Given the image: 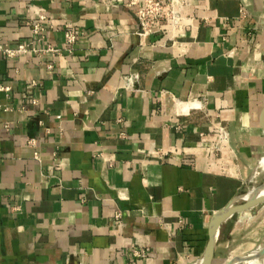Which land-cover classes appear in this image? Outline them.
<instances>
[{"label": "crops", "instance_id": "0c3cea01", "mask_svg": "<svg viewBox=\"0 0 264 264\" xmlns=\"http://www.w3.org/2000/svg\"><path fill=\"white\" fill-rule=\"evenodd\" d=\"M130 1L0 0V45L61 49L0 53V264H199L262 173L264 0H175L145 36Z\"/></svg>", "mask_w": 264, "mask_h": 264}, {"label": "built area", "instance_id": "2783aa9c", "mask_svg": "<svg viewBox=\"0 0 264 264\" xmlns=\"http://www.w3.org/2000/svg\"><path fill=\"white\" fill-rule=\"evenodd\" d=\"M138 0H131L130 4H137ZM177 3L175 0H166L165 2L161 0H142L141 5L135 11V18L139 26L138 34L145 36L151 32L152 27L163 20L168 26L169 30L173 31L179 24L181 20L180 13L176 9ZM242 14L243 11L241 12ZM27 25L30 27L31 32L40 38V40H45V33L47 28L51 27L48 25V17L43 13H37L34 20L28 21ZM78 38V32L73 30H67L64 33V46L70 50V48L75 44ZM28 52L34 53L36 55L51 54L53 56H59L61 49L53 46L51 44H46L42 47L33 46L31 42L18 43L15 47L11 48L7 44L0 45V53L6 58H14L19 54H26ZM51 67V66H48ZM32 82L31 84H33ZM134 78L132 76L126 79V85L128 88L134 87ZM0 91L7 92L8 87L0 86ZM35 103L36 100L32 99ZM20 112H27L26 108L20 107ZM30 144L33 140L28 141ZM34 156H37L34 153ZM118 214L116 215V217ZM133 254L137 257H143L145 254L142 250L133 249Z\"/></svg>", "mask_w": 264, "mask_h": 264}, {"label": "rangeland", "instance_id": "374dc122", "mask_svg": "<svg viewBox=\"0 0 264 264\" xmlns=\"http://www.w3.org/2000/svg\"><path fill=\"white\" fill-rule=\"evenodd\" d=\"M262 168V173H260L254 180L250 181L238 195L236 202L234 203L237 206L231 207V209L229 208V211L226 213V215H228L231 212L235 211L232 218L233 222L236 220H240V223L231 225V228L234 229L232 243L233 247H227L222 256L223 259L220 264H229L233 259L239 256H244L242 257L244 260H240L241 258H238L239 261L237 262V264H264V254L258 258L261 259L259 262L255 260L257 259L256 257L246 256L253 250H259V248H257L255 245L257 244L261 236L264 235V198L263 202L256 206V208H254L252 203H250L243 197L244 195H246L247 190L251 187L262 185V182L264 181L263 165ZM262 193L264 194V190L260 192V196ZM240 216L242 218L238 219ZM252 247L253 249L251 250ZM249 260H251V262ZM233 263L236 264V262L234 261Z\"/></svg>", "mask_w": 264, "mask_h": 264}, {"label": "bare ground", "instance_id": "6f19581e", "mask_svg": "<svg viewBox=\"0 0 264 264\" xmlns=\"http://www.w3.org/2000/svg\"><path fill=\"white\" fill-rule=\"evenodd\" d=\"M261 163H262V165L264 167V159L261 161ZM263 190H264V181L262 182V185H259L257 187H251L250 189H248L246 195H244L243 197H244V199H247V201H249L250 203H252V205L254 206V208H256V206H258L259 204H261L263 202L264 194L262 193L261 196H260V192L263 191ZM236 206H237L236 204H233L231 207H236ZM231 207H230V209H231ZM213 240L215 242V238ZM213 240H212V242L208 246L209 247L208 248V254L210 252L211 246L213 245L212 244L213 243ZM263 254H264V252L262 251V249H259V250H253V251H251L246 256H248V257H257V256L258 257H261V255H263ZM246 256H245V259H246ZM238 258L240 259V257H238ZM199 264H206L205 263V257H204L203 260H201V263H199ZM233 264H235V263H233Z\"/></svg>", "mask_w": 264, "mask_h": 264}, {"label": "water", "instance_id": "95a60500", "mask_svg": "<svg viewBox=\"0 0 264 264\" xmlns=\"http://www.w3.org/2000/svg\"><path fill=\"white\" fill-rule=\"evenodd\" d=\"M261 125L263 126L264 128V109L262 111V114H261ZM234 203H231L229 204L224 210H222L221 212H219L218 214H216L213 218V222H212V227H211V241L210 243L212 242V240L214 238H216V235H217V232H218V228H219V225L221 222H223L226 218H228L231 214H233L235 211L231 212L229 215H225L228 211H229V208L233 205ZM215 235V236H214ZM214 245V240H213V243ZM211 246V250L208 254V250L206 252V256H205V263L206 264H210V260H211V257H212V253H213V248L214 246ZM262 251L264 252V248L262 249ZM262 256V255H261ZM242 260L244 256H239ZM257 259L259 258L258 256L256 257ZM244 260V259H243ZM234 262H237L239 261L238 260V257H236L235 259H233L229 264H232Z\"/></svg>", "mask_w": 264, "mask_h": 264}]
</instances>
